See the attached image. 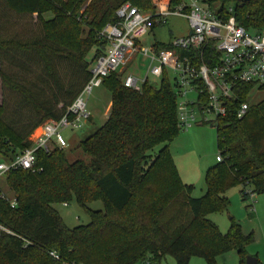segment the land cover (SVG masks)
Returning a JSON list of instances; mask_svg holds the SVG:
<instances>
[{
    "label": "trees",
    "instance_id": "16d2710c",
    "mask_svg": "<svg viewBox=\"0 0 264 264\" xmlns=\"http://www.w3.org/2000/svg\"><path fill=\"white\" fill-rule=\"evenodd\" d=\"M151 1L91 0L79 15L78 0H0L3 161L29 149L33 131L45 121L59 120L80 94L90 66L106 50L98 34L118 22L116 10L130 2L146 12L154 8ZM181 2L169 0L171 7ZM201 3L214 14L232 16L245 30L264 32V0ZM46 14L51 19L45 21ZM3 63L23 74L7 75ZM119 77L113 73L102 83L111 94L104 124L75 148L88 162H70L66 150H38L35 171L5 175L15 206L0 190V264H160L167 256L176 264H188L192 257L216 264L218 255L231 251L245 264L252 234H243L232 222L222 235L205 214L225 211L223 194L235 185L245 200L247 191L264 194V100L249 103L252 88L246 86L238 101L228 103L227 117L213 126L223 161L205 173L204 196L192 198L167 148L180 132L171 84L164 78L159 87L145 83L133 91ZM244 102L249 107L238 120L235 110ZM158 146L162 148L151 158ZM72 201L88 212L90 222L69 230L52 206ZM95 201L102 202V212L87 209Z\"/></svg>",
    "mask_w": 264,
    "mask_h": 264
},
{
    "label": "built area",
    "instance_id": "2783aa9c",
    "mask_svg": "<svg viewBox=\"0 0 264 264\" xmlns=\"http://www.w3.org/2000/svg\"><path fill=\"white\" fill-rule=\"evenodd\" d=\"M153 7L142 12L125 3L116 10L118 22L105 26L98 34L106 42V50L90 66V78L80 94L59 120H48L33 131L29 149L12 160L0 161V179L16 170L35 171L38 150L45 154L54 149L66 150L69 144L61 133L80 131L87 125L90 113L84 97L102 87L104 79L113 73H122V86L133 91L150 84L149 77L161 81L165 78L168 82L172 79L180 131L198 125L215 126L227 117L228 103L238 101L243 87L252 88L247 101L252 93L264 90V32L245 30L232 16L214 14L198 0H182L176 7H171L169 0H161ZM231 12L227 9L225 13L231 15ZM171 16L187 21V35L165 44L166 49L157 45L143 49L141 39ZM138 56L149 60L144 76L123 73ZM248 107V102L239 103L235 118L243 119ZM215 160L216 163L223 161L220 155ZM246 194L251 199V193ZM1 197L11 208L15 206L12 198ZM49 256L58 260L54 253Z\"/></svg>",
    "mask_w": 264,
    "mask_h": 264
},
{
    "label": "rangeland",
    "instance_id": "374dc122",
    "mask_svg": "<svg viewBox=\"0 0 264 264\" xmlns=\"http://www.w3.org/2000/svg\"><path fill=\"white\" fill-rule=\"evenodd\" d=\"M78 1L82 3L78 12V14L81 15L86 5L91 0ZM159 1L161 0L151 1L150 6L153 7L155 3L157 4ZM198 1L201 2V0ZM126 3L131 4L130 2ZM43 17V19L47 21L51 19L52 16L46 14ZM82 29L87 31L88 28L82 25ZM188 31L189 26L184 18L171 16L165 20V24L154 28L152 33L143 37L140 44L143 49L149 50L153 45H165L170 43L173 39L184 37L187 35ZM94 51V49L90 51L87 56V62L91 61ZM4 60L7 64L8 60ZM148 66L149 60L138 56L125 70L123 68L119 69V71L122 72L124 70L123 73L125 74L132 73L138 76H144ZM2 70L7 75L12 76H21V74H23L18 70L6 68L4 63L2 65ZM120 74H118V76H120L119 80L121 81L122 75ZM149 82L154 87H159L161 79H152L149 77ZM169 83L173 85L172 79L169 80ZM48 95L50 96V93H48ZM263 100L264 90L252 93L248 101L249 103L256 104ZM84 101L91 115V123L80 131H63L61 133L69 144L65 152L70 162L75 160L88 162V158L75 150V148L80 141L104 124V112L108 108V105L111 104V94L104 87L96 88L88 97H84ZM161 148L162 146L154 148L153 151L149 153L150 157L153 158ZM167 148L181 183L190 186L192 189L190 196L192 198L203 197L206 190L204 183L205 173L209 168L217 164L215 158L219 155L216 145L215 129L210 125H198L191 127L187 131H180L176 138L167 144ZM2 159L3 158L0 156V161H3ZM0 190L1 196L11 198L12 194L5 184L4 177L0 179ZM223 196L227 201L226 210L221 213L207 212L205 218L212 223L222 235L228 232L232 222L240 226L243 234H252V242L245 247V255L246 257L255 258L259 264H264V194L252 195L251 199L248 197L245 200L241 197L240 186L235 185L227 189ZM52 208L56 211L64 226L69 230L77 226H86L90 222L88 212L77 206L74 201L67 205L56 204L53 205ZM87 209L92 212H102V202H92L87 205ZM215 262L216 264H239V257L235 251H231L218 255L215 258ZM160 264L176 263L171 257L167 256ZM188 264H206V262L201 257H192Z\"/></svg>",
    "mask_w": 264,
    "mask_h": 264
},
{
    "label": "crops",
    "instance_id": "0c3cea01",
    "mask_svg": "<svg viewBox=\"0 0 264 264\" xmlns=\"http://www.w3.org/2000/svg\"><path fill=\"white\" fill-rule=\"evenodd\" d=\"M2 94V86H1V83H0V95ZM0 102H1V96H0ZM110 106H111V104H109L108 105V108L106 109V111L104 112V116H105V120L107 119V116H108V113H109V110H110ZM91 123V115H90V120H89V122L87 123V125L88 124H90ZM87 125L85 126V127H87ZM84 127V128H85ZM83 128V129H84ZM216 161V160H215Z\"/></svg>",
    "mask_w": 264,
    "mask_h": 264
},
{
    "label": "water",
    "instance_id": "95a60500",
    "mask_svg": "<svg viewBox=\"0 0 264 264\" xmlns=\"http://www.w3.org/2000/svg\"><path fill=\"white\" fill-rule=\"evenodd\" d=\"M247 1V0H243ZM245 264H259L255 258L247 257L245 260Z\"/></svg>",
    "mask_w": 264,
    "mask_h": 264
}]
</instances>
